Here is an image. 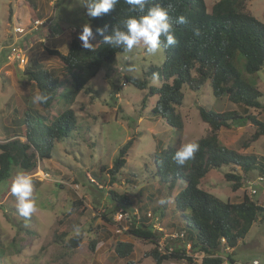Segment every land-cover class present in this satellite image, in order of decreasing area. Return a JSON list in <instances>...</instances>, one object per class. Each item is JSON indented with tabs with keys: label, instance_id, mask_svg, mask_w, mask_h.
<instances>
[{
	"label": "rangeland",
	"instance_id": "obj_1",
	"mask_svg": "<svg viewBox=\"0 0 264 264\" xmlns=\"http://www.w3.org/2000/svg\"><path fill=\"white\" fill-rule=\"evenodd\" d=\"M214 1L205 0L208 9ZM80 2L83 0H0V141L11 135L14 118L22 117L25 109L33 114H46L49 120L71 108L78 127L72 138L56 143L50 159L38 160L37 168L27 171L33 179V196L37 205L36 212L29 219L19 215L10 191L11 176L23 169L14 165L10 177L0 183V264H125L126 261L154 264L148 255L154 247L151 241L127 231L138 224L136 217L120 221L118 224L124 229L116 232L113 216L121 208L130 216L132 208H137L139 217L150 211L157 217L153 227L159 243L170 249L185 248L186 236H171L183 232V229L176 224L178 220L167 193L168 185H164L160 192L155 189L158 179L153 176L152 155L167 146L179 148L207 133L208 126L199 116L198 104L215 111L240 109L224 96L216 99L210 85L205 83L196 91L184 89V102L177 108L183 126L181 130L169 126L151 112L157 96L149 95L148 88L139 89L124 78H147L149 86L160 85V81L147 74V70L149 66L162 63L163 49L152 55L142 44L130 52L118 53L87 83L93 92L81 91L74 103L65 104L59 99L49 109L33 104L32 96L38 90L23 69L35 61L61 79L66 78L60 60L50 56L46 47L66 51L67 41L64 42L62 36L69 35L71 28L82 31L83 25L89 24ZM246 4L247 10L264 22V0H246ZM35 19H41L43 25L26 29L23 33L13 31L15 25L26 26ZM55 32L61 35L55 45L49 38L42 39L44 33L53 36ZM12 45H21L26 62H9L7 55ZM252 78L261 92L260 101L264 106V67ZM249 111L264 121V109L251 108ZM254 130L250 123L239 124L221 129L219 138L225 146L239 153L256 155L264 167V136L244 147ZM129 138L134 140L127 161L111 184L107 170L100 172V166L109 169L118 149ZM234 167L235 171L228 166L209 170L199 186L221 200L240 201L245 194L254 201L263 202L264 173L258 166L246 172ZM39 170L47 172L48 178H43ZM228 171L238 173L242 178L241 186L235 191L231 188L232 182L224 177ZM259 176L263 180L255 183L256 193L251 194L249 185ZM110 189L125 193L134 205L109 200ZM76 199L81 204L75 207ZM142 199L146 204L140 210L138 206ZM160 199H165L166 203L161 205L158 203ZM153 204L158 207L155 212L151 209ZM77 226L82 238L79 245L74 246L70 237L77 235L74 231ZM184 228L188 233L194 232L185 225ZM117 241L133 243V251L127 258L116 256L114 246ZM233 251L220 250L218 253L242 264L253 259L264 264V222H255ZM187 252L195 260L200 257L190 249ZM170 264L190 263L180 260Z\"/></svg>",
	"mask_w": 264,
	"mask_h": 264
},
{
	"label": "trees",
	"instance_id": "obj_2",
	"mask_svg": "<svg viewBox=\"0 0 264 264\" xmlns=\"http://www.w3.org/2000/svg\"><path fill=\"white\" fill-rule=\"evenodd\" d=\"M154 3H160L170 10V22L176 38L175 45L162 48V63L148 67L147 74L158 79L160 85L153 87L149 86L147 78L124 76L128 83L139 89L148 88L149 95L157 96L152 114L164 119L174 129L181 130L183 122L177 108L184 102V89L196 91L205 83L210 85L216 99L224 96L240 109L215 111L197 105L199 116L207 124L208 130L194 141L199 144V150L184 166L177 165L172 159L178 149L174 146L157 150L152 155L153 176L158 179L155 189L160 192L164 185H168L167 193L178 220L176 224L182 227L183 236L188 239L186 244H189V248L186 245L185 248L201 257L195 260L185 248L170 249L161 245L154 232V219L147 217L146 213L140 215L138 224L127 231L151 241L154 247L148 255L154 264H170L180 260L190 264H224V258L218 252L227 246L233 253L234 247L243 240L250 227L257 221L264 222V201H254L245 194L240 201L221 200L199 184L209 170L226 166L234 171V166H237L243 172L258 166L264 173V167L256 155L239 153L225 146L219 138L221 129L245 123L253 125L255 130L244 147L264 136V121L249 111L251 108L264 109L260 101L261 92L252 78L264 67V22L247 10L246 0H215L210 9L205 0H148L149 7ZM129 15L136 13L129 11L124 0H120L108 14L97 18L88 17L85 9V17L93 32L107 25L106 35L111 33L114 26L121 27L119 22ZM180 15L187 18V23L176 22ZM80 32L78 29L72 32L66 52L46 47L50 56L60 60L61 71L66 78L61 79L58 74H53L35 61L26 64L23 69L38 92L48 96L46 103L39 104L43 109H49L59 99L65 104H72L81 91L92 93L93 89L87 85L89 80L111 63L118 53L126 51L101 43L100 36L91 41L94 45L91 50L84 49L79 40ZM15 111L19 113L20 109ZM20 116L13 120L11 135L0 141V183L10 177L14 165L26 172L36 169L38 160L50 159L56 143L72 138L78 128L71 108L49 120L48 115L33 114L28 109ZM133 140L129 138L118 149L109 169L105 165L100 166V172L107 170L111 184L122 171ZM224 177L232 182L233 191L242 184L238 173L228 171ZM174 189L175 192H172ZM108 193L109 200L126 206L134 205L125 193L120 194L113 189ZM150 199L153 201L152 197ZM76 201L73 203L75 207L81 204L79 199ZM139 203L138 209L141 210L146 202L142 199ZM151 209L155 212L158 207L153 204ZM160 214H164V209L160 210ZM184 225L194 232L188 233ZM81 238V234L74 235L70 241L77 246ZM133 248V243L129 241H117L114 246L120 259L127 258ZM227 259L234 261L230 256ZM125 264L136 263L126 261Z\"/></svg>",
	"mask_w": 264,
	"mask_h": 264
},
{
	"label": "clouds",
	"instance_id": "obj_3",
	"mask_svg": "<svg viewBox=\"0 0 264 264\" xmlns=\"http://www.w3.org/2000/svg\"><path fill=\"white\" fill-rule=\"evenodd\" d=\"M120 0H83L82 6L86 9V14L90 18L101 17L116 8ZM129 6V11L136 15H129L120 21L121 27L114 26L110 34H105L108 26L97 28L95 33L90 24H84L79 34V40L84 49L91 50V41L96 36L102 37L101 43L111 48H123L126 51L138 45H143L148 54L155 55L162 48L171 47L176 44L174 26L170 22L169 9L160 3L148 6V0H124ZM177 23H187V18L183 15L177 17ZM199 34L198 32L196 33ZM163 37V40L161 39ZM48 100V96L42 92H37L32 96L33 104H43ZM199 150V144L188 142L182 144L174 153L172 159L179 166H184L187 161L194 158ZM33 179L30 174L23 170L16 171L10 180V191L16 201V209L20 216L29 219L37 210L36 201L33 196ZM161 205L166 203L165 199L158 201ZM75 233L79 235V226L75 227Z\"/></svg>",
	"mask_w": 264,
	"mask_h": 264
},
{
	"label": "built area",
	"instance_id": "obj_4",
	"mask_svg": "<svg viewBox=\"0 0 264 264\" xmlns=\"http://www.w3.org/2000/svg\"><path fill=\"white\" fill-rule=\"evenodd\" d=\"M41 25H43V21L41 19H35L32 22L28 23V25H26V26L15 25L13 27V31L14 32H18V33H23L26 29H36L37 27H39ZM28 44H29V46H32V43L28 42ZM7 58L9 60V62H11V63H13L15 61L26 62L25 61V51L23 50L21 45H12V47H11V49H10L8 55H7ZM38 173L43 178H48V176H49V174L47 172H43L42 170H39ZM262 180H263V177L259 176V177H257V179L254 182L250 183L249 190H250L251 194H255L256 193V189L254 187L255 183L260 182ZM132 209H133V211H132V215L131 216L129 215L128 212H125L124 208L119 209L115 213V215L113 216V219L115 221L116 232H121L122 229H124L120 224H118L123 219L129 220L132 216L133 217L135 216L137 219L139 218V214H138L137 208H132ZM146 215H147V217L154 219V221L157 220V217H154L150 211L147 212ZM171 236H174V237L183 236V233L182 232L179 233V234L175 233V235H171ZM222 241L224 242V239H222ZM186 246L189 247V244H186ZM224 250L225 251H231L232 249L226 246L224 248ZM224 264H242V263H239V262H236V261H229L227 258H224ZM245 264H259V262H258V260L253 259L250 263H245Z\"/></svg>",
	"mask_w": 264,
	"mask_h": 264
},
{
	"label": "crops",
	"instance_id": "obj_5",
	"mask_svg": "<svg viewBox=\"0 0 264 264\" xmlns=\"http://www.w3.org/2000/svg\"><path fill=\"white\" fill-rule=\"evenodd\" d=\"M75 29H70L69 30V32H70V34L69 35H66V36H62L63 37V41L64 42H66L67 41V47H68V43H69V40H70V37H71V34H72V32L74 31ZM11 37V36H10ZM60 37H61V35H60V33H58V32H55V34L53 35V36H49L47 33H44L43 34V38L42 39H44V38H49L50 40H52V44H56V42L60 39ZM40 41V40H39ZM41 42V41H40ZM64 52H66V51H64Z\"/></svg>",
	"mask_w": 264,
	"mask_h": 264
}]
</instances>
